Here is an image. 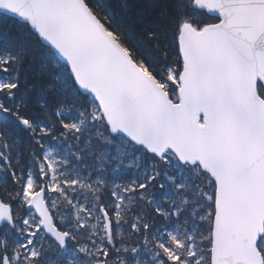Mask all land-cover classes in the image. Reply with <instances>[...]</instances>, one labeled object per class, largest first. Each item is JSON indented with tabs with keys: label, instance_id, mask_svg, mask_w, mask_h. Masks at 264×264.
<instances>
[{
	"label": "snow or ice",
	"instance_id": "snow-or-ice-1",
	"mask_svg": "<svg viewBox=\"0 0 264 264\" xmlns=\"http://www.w3.org/2000/svg\"><path fill=\"white\" fill-rule=\"evenodd\" d=\"M0 264H264V0H0Z\"/></svg>",
	"mask_w": 264,
	"mask_h": 264
}]
</instances>
